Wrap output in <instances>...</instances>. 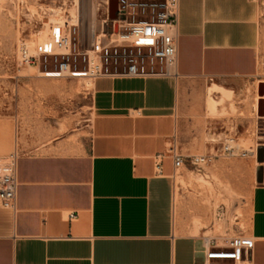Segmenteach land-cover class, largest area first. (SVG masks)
<instances>
[{
	"label": "crops",
	"instance_id": "0c3cea01",
	"mask_svg": "<svg viewBox=\"0 0 264 264\" xmlns=\"http://www.w3.org/2000/svg\"><path fill=\"white\" fill-rule=\"evenodd\" d=\"M31 1L78 2L86 36L104 25L110 0ZM258 44L252 0H180L177 77L98 78L82 152L17 157L14 209L0 201V264H206L204 237L176 233L172 153L204 156L209 122L226 135L229 119L209 121L207 95L230 113L238 87L259 83ZM5 137L0 127V151ZM243 235L249 264H264V185Z\"/></svg>",
	"mask_w": 264,
	"mask_h": 264
},
{
	"label": "rangeland",
	"instance_id": "374dc122",
	"mask_svg": "<svg viewBox=\"0 0 264 264\" xmlns=\"http://www.w3.org/2000/svg\"><path fill=\"white\" fill-rule=\"evenodd\" d=\"M252 1L258 9L259 83L253 87L248 84L238 87L239 95L230 102V113H218L216 107L223 102L216 100L217 95L208 93L209 121L229 119L227 133L219 136L217 126L209 122L208 143L198 146L202 149L198 155L212 156V161L207 166L195 167L191 158H187L185 166L174 177L178 193L176 233L215 238L220 244L246 234L252 191L264 185V147L259 146L257 158L249 155L259 142H264V114L258 113L259 102L257 110L255 108V98L260 96L259 88L264 85V0ZM46 9L31 0H0V127L6 133L0 161L26 154L79 153L88 144L93 86H88L87 81L93 85L94 80L43 74V67L38 71L17 64L20 42L29 38L35 40L38 20L44 17L55 21L56 16L76 12L67 4L63 9L49 8L54 10L53 14L48 11L44 16L40 10ZM84 34L82 31L81 36ZM75 42L81 52L90 47L87 35L81 44L78 40ZM71 64L75 65L73 59ZM77 65L78 69H85L83 57H78ZM51 70H54L53 63L48 65V71ZM244 100L251 106L247 115L239 109L245 104ZM225 140H231L230 145L239 153H247V157L223 156ZM258 173L262 174V184L258 182Z\"/></svg>",
	"mask_w": 264,
	"mask_h": 264
},
{
	"label": "built area",
	"instance_id": "2783aa9c",
	"mask_svg": "<svg viewBox=\"0 0 264 264\" xmlns=\"http://www.w3.org/2000/svg\"><path fill=\"white\" fill-rule=\"evenodd\" d=\"M116 19L109 18L107 9L104 25L87 34L90 47L84 52L78 49L86 37L81 36V16L78 2H66L56 7H47L43 12L53 14L54 9H63L67 4L76 9L65 17L56 16L52 21L42 18L37 21L35 40L29 38L20 42L17 64L34 68L43 74L67 78L96 80L102 77H177V30L179 24L180 0H117ZM52 8V9H49ZM55 16V15H54ZM52 16V17H54ZM44 19V20H43ZM117 26V30H115ZM77 37V38H76ZM78 57H83L84 70L78 69ZM75 65L71 64V60ZM54 70L48 71V65ZM257 110V104H256ZM225 140L221 154L227 158L247 157L239 153ZM259 142L252 151L257 158ZM174 167L178 171L186 164V159L176 151L172 153ZM17 158L0 161V201L3 208L14 209L17 194L15 164ZM212 156H195L191 164L195 167L207 166ZM74 214L69 216L70 220ZM237 220V219H236ZM253 243L243 234L226 239L223 244L215 238H204L206 264H249L246 252L252 251Z\"/></svg>",
	"mask_w": 264,
	"mask_h": 264
},
{
	"label": "water",
	"instance_id": "95a60500",
	"mask_svg": "<svg viewBox=\"0 0 264 264\" xmlns=\"http://www.w3.org/2000/svg\"><path fill=\"white\" fill-rule=\"evenodd\" d=\"M117 5H118V1L117 0H110L109 1V18L111 20H115L116 19V14H117ZM115 30H117V26H115ZM259 94L261 97L264 96V85H262L259 88ZM258 113L262 116L264 114V102L261 100V102H259V110ZM261 172V170H260ZM258 182L260 184L263 183V177L261 173H258Z\"/></svg>",
	"mask_w": 264,
	"mask_h": 264
},
{
	"label": "bare ground",
	"instance_id": "6f19581e",
	"mask_svg": "<svg viewBox=\"0 0 264 264\" xmlns=\"http://www.w3.org/2000/svg\"><path fill=\"white\" fill-rule=\"evenodd\" d=\"M75 12V11H74ZM81 77L82 76H84V75H80ZM87 83H88V86L90 85L91 86V88H92V84H90V82H89V80L87 81ZM261 100L264 102V96L263 97H261V96H257L256 98H255V101H256V104H257V102H261ZM255 108H256V105H255ZM264 119V118H263ZM248 152V151H247ZM255 152V150L253 151V153ZM252 154V151H249V155L251 156V158H254V156H252L251 155ZM257 166H260V164L257 162ZM176 198V197H175Z\"/></svg>",
	"mask_w": 264,
	"mask_h": 264
}]
</instances>
